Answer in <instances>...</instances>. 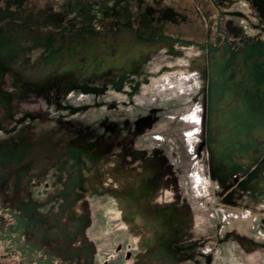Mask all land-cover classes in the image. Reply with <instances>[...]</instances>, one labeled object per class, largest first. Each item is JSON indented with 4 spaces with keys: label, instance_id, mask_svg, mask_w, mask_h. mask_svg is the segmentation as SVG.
<instances>
[{
    "label": "flooded vegetation",
    "instance_id": "af4514ba",
    "mask_svg": "<svg viewBox=\"0 0 264 264\" xmlns=\"http://www.w3.org/2000/svg\"><path fill=\"white\" fill-rule=\"evenodd\" d=\"M91 1L83 0L78 6L79 2L73 0H0V190L10 179L9 169H14L18 181L31 186L29 196L43 194L47 199L60 200L58 213L52 214L48 205L40 210L41 218L30 214L35 217L31 224L26 221L27 215L0 207V262L99 264L97 243L93 241L92 246L85 240L91 239L89 229L93 220H86V214H75L70 201L82 205L90 214L93 197H113L120 212L119 221L127 225L124 229L132 236L121 253L123 264H211L205 248L210 244L216 246L214 235L211 240L202 235L188 243L186 236L192 226L187 224L184 199L180 194L169 200L163 198L168 175L176 174L169 159L156 157L151 149L137 146L139 138L148 133V128H142V117L134 120L119 111L114 118L104 116L97 121L66 119L60 113L34 111L23 103L42 97L54 109L78 113L80 107L63 102L58 94L60 89L67 92L92 88L94 82L88 78L95 77L98 70L106 74L105 86L116 87L126 78V83L136 87L140 82L134 77L143 70L138 54H155L153 46L163 42L190 45L212 57L214 63H206V68L237 71L236 80L226 84L229 95L238 94L230 86L240 79L244 97L264 98V83L257 84L251 77V68L259 65L264 70V0H143L150 8L158 9L152 17L144 14L145 4L134 0L122 5L118 16L104 20L94 15L71 17V13ZM240 1L246 5L248 14L244 13L243 18L251 28L249 32H243L233 20ZM57 8L59 11L55 12ZM167 8L186 18H177L176 22L163 19L159 12ZM129 12L131 15H127ZM104 40L114 47L109 51L113 55L107 54L109 48H101ZM149 77L145 75L142 80L149 81ZM205 80L206 95L210 82L207 76ZM237 94L238 104V97H244ZM98 104L95 97L94 105ZM227 111L212 118L204 107L196 153L199 155L201 145L206 147L208 166L211 152L213 160L217 159L213 137L227 135L231 129L228 124L227 128L221 127ZM244 114L256 123L250 110ZM109 126L114 129L109 130ZM214 126L211 136L210 127ZM252 139L257 144L256 152L262 153L256 157L255 166L248 168L246 162L237 160L226 164L224 160L218 168L222 179H234L239 186L246 180L247 184L248 177L258 170L257 177L264 184V134ZM13 152L14 160L2 159ZM120 152L128 153L125 166L115 160V153ZM229 194L228 190L222 192L220 202L237 208L239 204L232 205ZM259 194L264 195V190ZM10 229L19 235L17 242L5 237ZM227 235L222 236L224 242ZM254 241L264 246L263 241Z\"/></svg>",
    "mask_w": 264,
    "mask_h": 264
},
{
    "label": "rangeland",
    "instance_id": "374dc122",
    "mask_svg": "<svg viewBox=\"0 0 264 264\" xmlns=\"http://www.w3.org/2000/svg\"><path fill=\"white\" fill-rule=\"evenodd\" d=\"M73 1L79 2L78 6L83 2V0ZM133 1L92 0L90 3L92 5L91 8H89V4L85 5L86 7L81 6V8L77 9L78 12L71 13V17L94 15L99 20H104L106 17L118 16L122 5L127 6L126 4H131ZM138 1L141 2L140 4H145L143 0ZM145 6V15L152 17L155 12H158V9H152L148 4H145ZM245 7L246 5L243 1L236 4V18L233 20L243 32H249L251 28L243 18L244 13L248 14L245 11ZM91 9H95L93 14ZM56 11L58 12L59 9H55ZM159 13L163 19L174 22L177 21V18L181 20L186 18L176 13L173 8H167ZM129 14L130 12L127 15ZM108 42L104 40L100 46H102L101 48H109L107 54L113 55L109 51L114 47L112 44L108 45ZM153 48L157 50L155 54H138L141 58L140 65L143 67V70L140 75L138 74L134 77V80L137 78L140 82L136 87L130 86L129 82L126 83V78L122 79L123 83H118L116 87L105 86L103 81H106V74H102V71L98 70L95 73V77H93L94 79L92 77L88 78V80L94 82L92 88H73L67 92H63L60 89L58 94L62 96L63 102L80 107L81 110L78 113L73 114L71 109H54L48 106L42 97L29 99L23 105L34 111H42V113L43 111H48L51 115L60 113L66 119L81 118L82 120L97 121L104 116L112 115L114 118L116 117L115 113L119 111L128 118L133 117L134 120H136L135 117H138V119L142 117L140 118L143 122L142 128H148V133L143 134L139 138L137 146L151 149L155 152L156 157H167L170 164L174 167V173H176L173 175L175 178H171V181L167 183L163 198L167 200L171 199L173 193L178 191V188L180 191L181 185L184 184L186 187L185 179H187V182L189 181L190 187L189 189H185L186 193L183 197L184 208L187 209V224L188 226H192V229H190L189 234L186 236L188 243H192L193 238H199L202 235L211 240L210 237L213 236L214 230L216 233L214 235L216 236L214 239L216 246L213 247L210 244L205 248V254H210L211 256V264H244L241 260L239 254L240 248L237 243L232 239L224 242L222 236L230 231H244L245 234L254 240L264 242V195L259 194L260 191L264 190V184L257 177L258 170H255L248 177L247 184L246 180L240 183L239 187L236 184L237 181L234 179H222V173L218 172V168H221L224 160L226 164H230L232 160H237L241 163L246 162L248 168L255 166L256 157L258 158L262 153L258 154L256 152L257 144L252 137L264 134V98L255 100L254 97H244L241 94L243 91L239 87V83H241L240 79L230 86V89H235L238 94L232 93L229 95L227 93L229 89H226L228 85L226 84L232 80H236L235 77L236 75L238 77L239 73L235 70L229 72L224 69L214 71L212 66L206 68V63H214L212 62L213 58L204 56L202 51H197L195 47L163 42L154 45ZM178 49L179 51H177ZM251 69V77L254 82L257 84L264 83L263 68L257 65L254 69ZM145 75H151L149 81L144 82L142 80ZM174 76H181L184 83L179 85L175 81L176 77ZM205 76H207L208 82H210L208 84L210 91L208 90L206 95L204 86L205 82L207 84V81L205 80ZM167 79L170 80L167 81ZM236 94L237 97L239 95L244 97L242 99L238 97V104L235 102L237 100ZM95 97L98 98V106L94 105ZM204 102L206 103L204 104ZM204 107L208 108V113L212 118L219 112L228 110L227 116L223 118L224 121L222 120L221 127L227 128L228 124L231 128L229 132H226L227 135L213 137L216 140L217 148L215 149V156L217 159L213 160L214 155L211 152L209 154L210 166H208V154L205 146L202 147L201 145L198 149L199 155L196 153L198 155L197 159L201 177L206 181L208 187V194H204L202 190L198 191L195 188L194 181L190 177L195 161L193 159L194 150L196 151L197 145L189 143L187 139L189 137L186 136V133L194 128L186 117L193 110H197L196 108L201 110L202 116V120L198 126L200 133L203 124L202 113L204 112ZM248 110L255 116L257 120L255 124L250 120L248 115L245 116L244 113L245 111L248 112ZM212 118H210L211 122H213ZM134 123L133 121L132 128H135ZM112 126L115 128V125ZM112 126L107 128L113 130ZM215 127H210L209 132L211 136ZM127 138L128 136L125 140ZM199 138L200 136L198 135ZM227 154L230 157L227 158ZM14 156L15 152L7 153V157H2V159L14 160ZM220 156L223 158L218 161ZM241 158H244V161ZM115 160L117 162L128 160L127 153H115ZM215 163L217 164L215 165ZM227 166L230 167L231 165ZM180 172L183 178L179 177ZM230 188L232 192H230ZM226 190L229 191V197L231 198V200L228 199L226 202L229 203L230 200L232 205L238 203L239 206L237 208L234 206L233 208L228 207L229 205H223L220 202V196ZM244 203L248 205L241 208V205ZM90 208L92 210L90 211L89 218L93 220V224L89 229V233L91 239L97 243L101 263L106 260L112 264H123V254L121 253L124 250L123 247L131 240L132 236L128 233V230H125L127 225L119 221L120 212L117 209V201L113 197L110 199L108 197H93L90 201ZM132 229L133 226L129 228V230ZM5 237L14 242L19 240V235L16 234L15 229L7 231ZM115 261H118V263Z\"/></svg>",
    "mask_w": 264,
    "mask_h": 264
},
{
    "label": "trees",
    "instance_id": "16d2710c",
    "mask_svg": "<svg viewBox=\"0 0 264 264\" xmlns=\"http://www.w3.org/2000/svg\"><path fill=\"white\" fill-rule=\"evenodd\" d=\"M128 155V153H127ZM129 160H122L118 161L119 164L124 165L128 162ZM125 166V165H124ZM10 174V179L6 182L4 188L0 190V207H4L7 210H12L14 213H21L22 216L27 215V218H29L27 223L31 224L33 220H35L32 215H38L41 218L40 210L43 209L44 207L50 205L52 214L58 213V207L60 206V200L55 198H46V196L42 195H35V196H29L30 191L28 188L31 186H24L21 184V182L18 181L16 170L14 169H9ZM46 192V191H45ZM77 203V201H76ZM71 204V210L75 212L78 216H82L84 214L87 215L86 220L90 219L89 218V211L85 212L84 208L82 205H75L74 201H70ZM12 219V218H11ZM85 221V219H81L79 221ZM10 217H7V223H10ZM37 222V221H36ZM36 224H41L37 222ZM244 232V231H243ZM241 231H230L228 232V239H232L235 241L240 248L239 254L242 256L247 262V264H256V263H261L264 261V246H261L257 244L252 237H249L245 232L243 233ZM213 235H216L215 231L213 230ZM215 238V236H214ZM85 240L88 242V244L93 245V240L86 237ZM95 249V248H94ZM98 253V249H95ZM91 259V258H90ZM89 259V262H90ZM0 264H3L0 262ZM9 264V263H8ZM103 264V263H99ZM112 264V263H110ZM127 264V263H126Z\"/></svg>",
    "mask_w": 264,
    "mask_h": 264
},
{
    "label": "built area",
    "instance_id": "2783aa9c",
    "mask_svg": "<svg viewBox=\"0 0 264 264\" xmlns=\"http://www.w3.org/2000/svg\"><path fill=\"white\" fill-rule=\"evenodd\" d=\"M176 77V82L179 85H182V83H184L183 78L181 76H174ZM170 79H167V81H169ZM197 110H193V112H191L186 119L190 122V124L194 127L192 130H190L189 132L186 133V136L189 137L187 138L189 140V143H194V145L196 146L198 144V135H200L199 130H198V126L202 120V116H201V110L196 108ZM193 152V151H192ZM193 154V153H192ZM198 155L196 154V151L194 150V155H193V159H195L194 161V165L192 168V172L190 177L192 178V180L195 183V188L199 191L202 190V192H204V194H208V187L206 184V181H204V179L201 177V173H200V169H199V162L197 159Z\"/></svg>",
    "mask_w": 264,
    "mask_h": 264
},
{
    "label": "crops",
    "instance_id": "0c3cea01",
    "mask_svg": "<svg viewBox=\"0 0 264 264\" xmlns=\"http://www.w3.org/2000/svg\"><path fill=\"white\" fill-rule=\"evenodd\" d=\"M180 176L179 177H181V178H183V175H182V173L180 172V174H179ZM178 177V178H179ZM171 178H175V177H172V176H170V174L168 175V180L169 181H171L170 179ZM185 184H186V187H185V185L183 184V185H181V187H180V191H179V188L177 189L178 191H176V193H173V195L174 194H176V195H179L180 194V196L183 198L184 197V195H185V193H186V190L185 189H189V187H190V185H189V181L187 182V179H185ZM165 190V189H164ZM164 190H163V192H164Z\"/></svg>",
    "mask_w": 264,
    "mask_h": 264
}]
</instances>
